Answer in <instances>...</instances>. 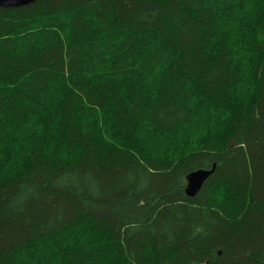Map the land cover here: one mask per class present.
Listing matches in <instances>:
<instances>
[{
  "label": "trees",
  "instance_id": "trees-1",
  "mask_svg": "<svg viewBox=\"0 0 264 264\" xmlns=\"http://www.w3.org/2000/svg\"><path fill=\"white\" fill-rule=\"evenodd\" d=\"M262 1L235 54L219 35L243 0L0 8V264H264ZM205 114L197 149L146 152Z\"/></svg>",
  "mask_w": 264,
  "mask_h": 264
},
{
  "label": "rangeland",
  "instance_id": "rangeland-1",
  "mask_svg": "<svg viewBox=\"0 0 264 264\" xmlns=\"http://www.w3.org/2000/svg\"><path fill=\"white\" fill-rule=\"evenodd\" d=\"M243 4L239 6L231 18L226 22L221 29L219 38L224 37L231 39L233 46L236 47L232 50V54H235L239 50L238 41L244 34L249 32L250 26L253 27V23L256 20L258 11L261 9L263 4L262 0H243ZM235 58V57H234ZM161 59H158L156 66L161 63ZM160 61V62H159ZM158 73V71H157ZM155 73V74H157ZM157 75L152 77H146L145 81L142 83L145 86V90L151 93L157 88ZM250 80V79H249ZM222 120V119H221ZM220 118L211 114L200 115V117L194 122V124L187 127L183 132L179 133L175 137H158L153 139H144V148L146 152L154 157L171 156L177 157L184 153V150L190 151L197 149L199 147V141L207 133H214L219 128ZM85 127H88L89 122L86 120L83 123ZM6 132L7 137L4 138L5 142H13L17 146H20L23 142H27L26 130L30 131L29 128H21L20 130H12ZM12 131V132H11ZM28 143V142H27ZM26 143V148H27ZM9 144V143H8ZM2 143H0V149L2 148ZM25 145V143H24ZM46 252L39 251L38 253H33L35 256L34 261L42 262L45 261L47 257Z\"/></svg>",
  "mask_w": 264,
  "mask_h": 264
},
{
  "label": "water",
  "instance_id": "water-1",
  "mask_svg": "<svg viewBox=\"0 0 264 264\" xmlns=\"http://www.w3.org/2000/svg\"><path fill=\"white\" fill-rule=\"evenodd\" d=\"M34 0H0V8H20L32 4ZM214 170H198L188 175L186 194L188 197H194L202 188L206 180Z\"/></svg>",
  "mask_w": 264,
  "mask_h": 264
}]
</instances>
